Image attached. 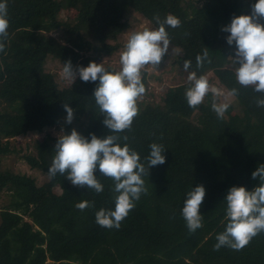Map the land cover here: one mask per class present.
<instances>
[{
  "label": "trees",
  "instance_id": "1",
  "mask_svg": "<svg viewBox=\"0 0 264 264\" xmlns=\"http://www.w3.org/2000/svg\"><path fill=\"white\" fill-rule=\"evenodd\" d=\"M255 2L6 0L9 28L0 52V196L6 197L0 206V264H264V233L243 250H214L228 223V191L259 186L252 173L264 164V107L257 104L264 93L237 82L235 46L228 45L229 33L222 30L233 17L250 15ZM132 12L156 28V16L177 17L179 27L166 26L170 45L178 49L177 64L183 69L191 61L189 71L197 76L212 71L237 95L222 119L212 109L211 94L197 108L188 106V80L168 87L159 101L138 100L139 114L130 129L118 134L128 139L119 143L135 150L146 167L150 145H163L166 162L143 177L147 193L135 201L120 228L108 229L96 223V212L115 209L111 178L97 169L104 190L96 193L73 186L59 173L50 175L58 136L49 131L32 139L25 151L12 140L57 126L67 134L75 128L89 139L92 133L101 138L115 134L104 125L95 103L99 81H82L78 69L119 48L117 37L131 26ZM206 47L211 63L205 60L198 68L196 56ZM49 58L62 64L70 60L77 70L75 82L60 85L56 73L44 67ZM146 78L145 67V86ZM65 103L74 110L72 124H65ZM12 152H22L29 166L47 179L38 183L32 175L3 167L4 155ZM199 185L206 189L203 226L190 232L182 209L188 192ZM83 201L94 206L77 209Z\"/></svg>",
  "mask_w": 264,
  "mask_h": 264
},
{
  "label": "clouds",
  "instance_id": "2",
  "mask_svg": "<svg viewBox=\"0 0 264 264\" xmlns=\"http://www.w3.org/2000/svg\"><path fill=\"white\" fill-rule=\"evenodd\" d=\"M159 25L155 29L145 27L133 32L120 56V71H108L104 63L91 62L87 67L78 69L79 78L84 82H97L94 90V99L104 117L103 123L110 133L106 137L91 138L83 136L75 128L71 134L61 130L55 146V156L49 174L53 177L58 173L64 175L75 187L88 188L96 193L104 190L103 184L95 174H100L114 181L113 191L115 209H100L96 212V223L104 228L119 229L121 222L135 207L142 194L147 193L144 176L150 175L154 166L166 162L163 145L152 143L150 154L146 157L147 167L141 162L140 155L121 139L119 133L130 129L135 117L139 114L138 100L146 92L142 81V70L146 66L158 68L163 58L169 52L170 37L167 27L173 29L180 26V20L169 14L164 20L155 17ZM264 0H256L251 5V14L233 17L230 24L223 27L229 33L226 40L228 45L235 46V62L239 65L235 69L237 82L243 87L252 86L256 92L264 93ZM9 18L7 3L0 2V52L5 49L4 40L8 36ZM174 52V49H172ZM208 60V48L203 55L196 56V66L202 67ZM211 63L210 60H208ZM61 76L63 79L75 82L77 70L69 60L63 63ZM191 61H185L183 69L188 73L190 87L185 92L187 104L190 108H197L209 94L213 97L212 109L218 118H223L228 103L217 102L223 96V91L210 84L206 75L197 76L196 72L189 71ZM229 96H236L237 90L232 89ZM258 106L264 107V99L257 101ZM67 112L65 124H72L74 110L67 103L64 104ZM253 180H259V186L249 191L244 186H233L226 196L228 220L225 231L218 234L214 250L228 247L235 251L243 250L254 237L264 233V164L259 165L252 173ZM206 196L203 185L196 186L187 194L182 216L190 232H195L203 226L201 206ZM94 204L83 201L76 204V208L83 211Z\"/></svg>",
  "mask_w": 264,
  "mask_h": 264
},
{
  "label": "rangeland",
  "instance_id": "3",
  "mask_svg": "<svg viewBox=\"0 0 264 264\" xmlns=\"http://www.w3.org/2000/svg\"><path fill=\"white\" fill-rule=\"evenodd\" d=\"M195 3H203L206 0H193ZM64 15L67 13L63 12ZM131 26L120 33L117 37V42L120 43L119 48L113 52L112 54H104L101 57L94 58L93 61L96 63H104V67L109 71L111 67L115 68L117 71L121 70L120 64V56L122 52L125 50V45L129 36L136 31L143 30L145 27L150 29H155L156 27L145 17L141 16L137 12H132L131 17ZM60 31L55 32V35H60ZM111 43L115 41H110ZM174 49V52L172 51ZM178 49L171 46L169 47L168 54L165 55L161 64L158 68L152 66H146L147 69V78H146V92L141 99L146 101H159L161 95L164 91L167 90L168 87L177 86L179 83L187 81L188 73L184 71L176 62ZM92 52H88L91 55ZM94 56V54H92ZM231 61V60H230ZM238 65V64H237ZM63 64L54 59L49 58L44 67L45 69L56 73L57 81L60 85H66L70 81L62 78L61 73L63 69ZM239 67V65H238ZM76 70V69H75ZM210 84L220 88L224 95L219 97L217 102L221 103H233L235 100V96H229L230 92L223 84L220 83L218 78L214 75L212 71H209L205 74ZM63 128L61 126L52 127L49 129H45L42 132H29L24 135H18L12 141L17 148L21 150L27 149V144L34 138H41L45 135L46 131L51 132L55 136H59L61 130ZM22 153V152H21ZM19 153H9L4 155L3 157V167L12 168L16 171L24 172L26 174L32 175L36 178L38 183H42L47 179V174L42 172L41 170L31 168L29 164L21 157ZM6 197L4 195L0 196V206L5 204Z\"/></svg>",
  "mask_w": 264,
  "mask_h": 264
}]
</instances>
